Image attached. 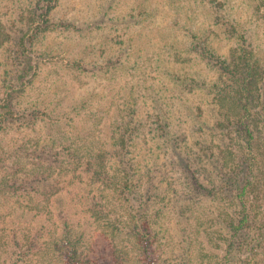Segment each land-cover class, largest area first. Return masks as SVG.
Here are the masks:
<instances>
[{"label": "rangeland", "instance_id": "1", "mask_svg": "<svg viewBox=\"0 0 264 264\" xmlns=\"http://www.w3.org/2000/svg\"><path fill=\"white\" fill-rule=\"evenodd\" d=\"M47 3L0 0V114L12 113L0 123V261L5 247L12 250L7 230L21 228L26 252L30 235L42 233L48 252L26 260L44 264L56 255L54 242L66 225L79 236L83 264H99V257L105 264H145L131 229L138 210L150 223L155 264L182 262L184 254L191 264L207 262L206 232L186 255L174 230L185 226L184 210L187 232L191 224L195 231L208 201L178 196L184 188L178 162L151 130L155 114L166 111L173 128L189 135L195 127L182 148L201 135L212 138L215 91L209 92L226 80L222 61L251 51L264 69V0H58L42 21L46 29L33 36L30 28L23 50L28 21L40 19ZM129 120L137 135L127 165L142 180L132 194L113 148ZM38 170L46 171L45 181H33ZM260 257L255 261L264 264Z\"/></svg>", "mask_w": 264, "mask_h": 264}, {"label": "trees", "instance_id": "2", "mask_svg": "<svg viewBox=\"0 0 264 264\" xmlns=\"http://www.w3.org/2000/svg\"><path fill=\"white\" fill-rule=\"evenodd\" d=\"M57 1L52 0L49 5L48 0L45 12L36 15L40 19L34 21L32 18L28 21V30L20 38L23 50L26 48L25 40L32 39L29 35L31 27L35 29L33 36L46 29L47 24L44 25L42 21H47L48 14ZM210 57L211 55L208 56ZM28 64L31 69L34 68L30 62ZM253 64L257 65L258 61L254 60L251 51H244L240 57L230 62L222 61L220 76L226 80L222 84L213 85L209 92L212 94L215 91L212 102L216 108L214 120L209 126L213 133L211 139L201 135L194 140L196 142L190 145L186 142L185 148H182L180 141H189L195 127L188 135L184 133L185 130L173 128L166 111L155 114L157 120L151 132L156 135V144L159 148H164L174 162H178L182 173L184 188L178 196H184L187 202L200 199L208 201L204 208L200 205L196 214L199 219L195 231L191 224L193 232H187L186 226L190 221L184 210L180 211L179 216L186 218L183 224L185 226H177L174 230V236L180 239L179 244H182L186 255L191 245H194V239L206 232L208 238L204 237L203 248L207 250L206 258L210 260L199 264H258L255 260L260 258L261 261L260 256L264 255V69L259 64L256 67ZM9 107L8 112H12L13 109ZM9 115L0 114V123L7 121ZM122 124L120 134L113 140V148L117 163L123 166L119 169L122 170L120 173L127 193L132 194L142 182L131 162L127 165L129 145L136 139L134 135H137L134 133L136 125L133 120ZM69 152L70 148L63 153L68 155ZM59 160L60 155L55 157V161ZM106 173L107 170L103 172ZM34 174L33 181L37 183L47 179L46 171L38 170ZM57 184L58 182L48 184L47 188L56 187ZM150 197L151 195L148 196L149 199ZM135 215L131 229L136 230L135 236L142 242L145 264H155L152 256L153 242L148 239L146 232L150 223L138 210ZM7 233L9 240L6 238V246L12 250L5 247L0 264H28L26 257L32 256L36 251L49 250L50 242L44 240L42 233L40 236L30 235V253L22 249L24 233L21 228L7 230ZM76 236L78 234L72 236L65 225L63 235L54 242L58 254L52 255L44 264H51L52 258H57L55 264H83L80 240ZM215 237L216 245L210 243ZM182 257V262L174 261L172 264H191L189 257L185 254ZM97 262L105 264L103 257H99Z\"/></svg>", "mask_w": 264, "mask_h": 264}]
</instances>
